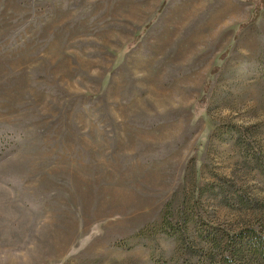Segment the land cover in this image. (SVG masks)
<instances>
[{
    "label": "rangeland",
    "instance_id": "1",
    "mask_svg": "<svg viewBox=\"0 0 264 264\" xmlns=\"http://www.w3.org/2000/svg\"><path fill=\"white\" fill-rule=\"evenodd\" d=\"M163 1L0 0V264H221L162 230L185 207L264 228V8Z\"/></svg>",
    "mask_w": 264,
    "mask_h": 264
},
{
    "label": "trees",
    "instance_id": "2",
    "mask_svg": "<svg viewBox=\"0 0 264 264\" xmlns=\"http://www.w3.org/2000/svg\"><path fill=\"white\" fill-rule=\"evenodd\" d=\"M249 2V1H248ZM166 0L161 4L157 15L160 13L161 9L164 8ZM264 8V0H260L259 3L254 5L250 19L247 24L258 20V17ZM148 27V26H147ZM147 29V28H144ZM214 73L211 74L212 77ZM211 80L209 79L205 84V91H208ZM255 162H257L258 168L264 177V158L263 156L256 154L254 152L253 156H250ZM185 205V204H184ZM190 209L185 207L184 210L178 212V219L172 221L168 216H165L163 222V228L165 234L169 237H174L181 241L183 244L188 243L187 235L189 234V223L194 224L196 227L200 225L199 228V238L201 241L205 242L206 245H210L213 248L220 250L218 255L221 258V264H264V228L259 229L246 228L239 230L234 234H229L224 232V236L220 237L223 231L219 228L211 227L205 223L204 220L196 215ZM198 217V218H197ZM202 224L207 225L203 228ZM188 241V242H187ZM226 241V242H224ZM192 248H190L191 250Z\"/></svg>",
    "mask_w": 264,
    "mask_h": 264
}]
</instances>
